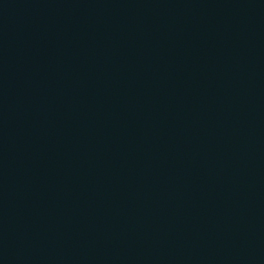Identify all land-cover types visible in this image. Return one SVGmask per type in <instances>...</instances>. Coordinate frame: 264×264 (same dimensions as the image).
<instances>
[{"label":"water","instance_id":"1","mask_svg":"<svg viewBox=\"0 0 264 264\" xmlns=\"http://www.w3.org/2000/svg\"><path fill=\"white\" fill-rule=\"evenodd\" d=\"M236 139L231 264H264V0H234Z\"/></svg>","mask_w":264,"mask_h":264}]
</instances>
